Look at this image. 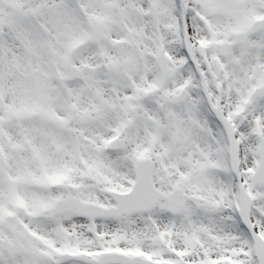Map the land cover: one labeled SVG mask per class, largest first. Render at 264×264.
<instances>
[{
	"label": "snow or ice",
	"instance_id": "1",
	"mask_svg": "<svg viewBox=\"0 0 264 264\" xmlns=\"http://www.w3.org/2000/svg\"><path fill=\"white\" fill-rule=\"evenodd\" d=\"M0 264H264V0H0Z\"/></svg>",
	"mask_w": 264,
	"mask_h": 264
}]
</instances>
